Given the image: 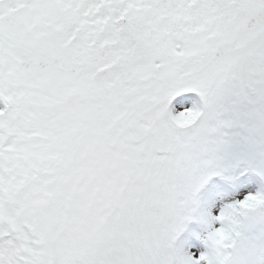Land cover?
<instances>
[{"label": "snow or ice", "instance_id": "1", "mask_svg": "<svg viewBox=\"0 0 264 264\" xmlns=\"http://www.w3.org/2000/svg\"><path fill=\"white\" fill-rule=\"evenodd\" d=\"M241 165L264 180V0H0V264H264V189L198 199Z\"/></svg>", "mask_w": 264, "mask_h": 264}, {"label": "rangeland", "instance_id": "2", "mask_svg": "<svg viewBox=\"0 0 264 264\" xmlns=\"http://www.w3.org/2000/svg\"><path fill=\"white\" fill-rule=\"evenodd\" d=\"M184 99L185 106L192 107L200 102L198 93L189 92L178 97L177 100ZM173 108H179L176 101H173ZM234 180L230 181L222 176L212 177L198 194V199L204 207L210 208L213 215H218L224 205L242 199L248 193H255L264 189L262 180L253 170L245 165H241L232 173ZM207 226L199 219L189 221L184 231L177 240V246L198 257L204 252V240L207 237Z\"/></svg>", "mask_w": 264, "mask_h": 264}]
</instances>
